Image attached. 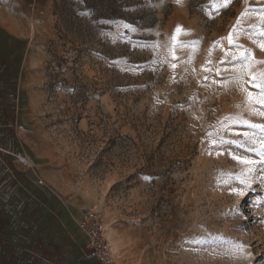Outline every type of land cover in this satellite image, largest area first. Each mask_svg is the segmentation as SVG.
<instances>
[{
    "label": "rangeland",
    "instance_id": "374dc122",
    "mask_svg": "<svg viewBox=\"0 0 264 264\" xmlns=\"http://www.w3.org/2000/svg\"><path fill=\"white\" fill-rule=\"evenodd\" d=\"M66 1L0 0V264H94L89 210L117 264H264V0Z\"/></svg>",
    "mask_w": 264,
    "mask_h": 264
},
{
    "label": "trees",
    "instance_id": "16d2710c",
    "mask_svg": "<svg viewBox=\"0 0 264 264\" xmlns=\"http://www.w3.org/2000/svg\"><path fill=\"white\" fill-rule=\"evenodd\" d=\"M157 0H68L66 11L78 22L84 21V31L101 28L102 20H129L147 24L149 4Z\"/></svg>",
    "mask_w": 264,
    "mask_h": 264
},
{
    "label": "built area",
    "instance_id": "2783aa9c",
    "mask_svg": "<svg viewBox=\"0 0 264 264\" xmlns=\"http://www.w3.org/2000/svg\"><path fill=\"white\" fill-rule=\"evenodd\" d=\"M79 229L87 237V256L97 264H117L102 217L94 210L82 214Z\"/></svg>",
    "mask_w": 264,
    "mask_h": 264
},
{
    "label": "crops",
    "instance_id": "0c3cea01",
    "mask_svg": "<svg viewBox=\"0 0 264 264\" xmlns=\"http://www.w3.org/2000/svg\"><path fill=\"white\" fill-rule=\"evenodd\" d=\"M81 216H82V215H81ZM81 216H80L79 220L77 221V233H78L79 236L81 237V240H83V241H82V247H81V249H82L83 253L85 254V257L87 258L88 261H91V262H93L94 264H97L95 260H93V259H91V258H89V257L87 256V253H86L87 237H86L85 234L79 229V226H78V223H79V221H80V219H81Z\"/></svg>",
    "mask_w": 264,
    "mask_h": 264
},
{
    "label": "snow or ice",
    "instance_id": "6c2138e0",
    "mask_svg": "<svg viewBox=\"0 0 264 264\" xmlns=\"http://www.w3.org/2000/svg\"><path fill=\"white\" fill-rule=\"evenodd\" d=\"M178 2H179V0H178ZM181 30H180V28L178 27L177 28V32L179 33ZM174 39H175V37H174ZM232 42V38H231V36L229 37V43H231ZM261 47L262 48H264V45H261ZM261 75H264V73H262ZM261 103H264V100H262L261 101ZM234 159H237V160H239L240 162H242V163H245V164H250V165H252V164H256V163H258L257 161H252V160H248V159H243V158H240V157H233ZM260 163H264V161H261Z\"/></svg>",
    "mask_w": 264,
    "mask_h": 264
},
{
    "label": "bare ground",
    "instance_id": "6f19581e",
    "mask_svg": "<svg viewBox=\"0 0 264 264\" xmlns=\"http://www.w3.org/2000/svg\"><path fill=\"white\" fill-rule=\"evenodd\" d=\"M109 236L111 238V242L110 244L111 245V248L113 247V251L118 252L119 251V244H118V241L117 239L114 238V231L112 229H109Z\"/></svg>",
    "mask_w": 264,
    "mask_h": 264
}]
</instances>
